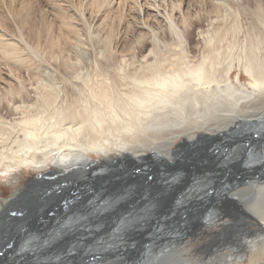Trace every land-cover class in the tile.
<instances>
[{
  "label": "bare ground",
  "instance_id": "6f19581e",
  "mask_svg": "<svg viewBox=\"0 0 264 264\" xmlns=\"http://www.w3.org/2000/svg\"><path fill=\"white\" fill-rule=\"evenodd\" d=\"M202 1L195 51V21L175 20L174 1L75 0L86 38L61 10L77 19L35 47L6 41L0 14V57L16 64L10 123L0 116V178L14 184L0 264H264V7L254 32L232 0ZM133 28L139 49H120ZM25 169L38 174L17 187Z\"/></svg>",
  "mask_w": 264,
  "mask_h": 264
},
{
  "label": "rangeland",
  "instance_id": "374dc122",
  "mask_svg": "<svg viewBox=\"0 0 264 264\" xmlns=\"http://www.w3.org/2000/svg\"><path fill=\"white\" fill-rule=\"evenodd\" d=\"M16 1V2H15ZM20 1V2H19ZM59 1V2H58ZM61 1H62V3H61ZM68 1V2H67ZM172 1H174L175 2V6L173 7V10H172V5H171V3H172ZM229 1V0H228ZM238 1V2H237ZM2 2H3V4H2ZM21 2H22V4L25 2V4H21ZM28 2H29V4H28ZM66 2V3H65ZM71 2V0H0V14H5V18H6V22L5 23H7L6 25L7 26H9L8 28H6V29H4V31H5V33L7 32V35L6 36H9V37H7L5 40L6 41H8V40H11V39H13V41H16L17 43H23L24 42V40H25V43H23L21 46L22 47H25V46H31V47H35L34 46V44H35V40L37 39V37L38 36H40L41 37V40H42V42L43 41H45V34H46V32L48 31L47 29H49L52 25H56L55 27L53 26V28L55 29L56 27H58L59 26V22H60V24H61V22L62 21H59L60 20V18L62 17V18H64V19H67V18H69L70 20H76L77 18H78V22L80 23V25H78L77 24V27H78V29H79V27H81L79 30H81L80 32H82V36H83V38L85 37L86 38V34H87V31L89 30V28H88V25H89V23H86L85 22V20L84 19H81V16H80V13L78 12V10H77V5H76V3H74L75 2V0L73 1L72 0V3H70ZM161 2V1H160ZM167 2H169L170 3V8L168 7V9H167V11L168 12H171L172 14H173V17H174V19L175 20H177L178 21V19L180 18V19H182V18H184L185 17V15L186 14H188L189 16H190V18H192L193 19V21H195L194 23H195V25H194V27L193 28H190V30H191V39L189 40V43H186V44H188V45H186V44H184L185 46H187V48H189V50L191 49V50H196V48L198 47V32H199V30H200V27L199 26H205L206 24H207V17H208V14L209 13H207V12H212V5H207L208 3H206V4H204L203 3V1L202 0H167ZM166 2V4H168ZM233 2V3H232ZM28 5H27V4ZM54 3V4H53ZM69 3L71 4V6L74 8V9H76L77 11H75V10H71V11H69L70 9L69 8H72L70 5H69ZM198 3V4H197ZM229 3H231V5L233 6V9H234V13H232L233 14V16H234V19H237V20H240L239 22H240V24L242 25V26H244V29H250L251 31H254L255 32V29L256 28H254L255 26H256V24H257V22L255 21L256 20V18L259 16V17H261L260 16V14H259V12L257 11L258 10V5H262L263 7H264V0H232V1H230ZM241 3V4H240ZM53 6H52V5ZM68 4V6H66V5ZM73 4V5H72ZM4 5V6H3ZM27 5V6H26ZM57 5V6H56ZM76 5V6H75ZM246 5V6H245ZM25 6V7H24ZM35 6V7H34ZM41 6V7H40ZM59 6V7H58ZM62 6H64L63 8H62ZM75 6V7H74ZM16 7V8H15ZM18 7V8H17ZM22 7V8H21ZM31 7H33V8H31ZM68 7V8H67ZM181 7V8H180ZM245 7H246V9H245ZM24 8V9H23ZM30 10H29V9ZM56 10H55V9ZM58 8H60V9H58ZM72 8V9H73ZM240 8V9H239ZM244 8V9H243ZM17 9H18V13H16L17 12ZM21 9H22V11H21ZM40 9V10H39ZM204 9H208V10H210V11H208V10H204ZM249 9V10H248ZM1 10H2V12L3 13H1ZM16 10V11H15ZM27 10H28V14L26 13L27 12ZM61 10H64L67 14H69V13H71L72 14V16H74V17H76L77 15V18H74V17H72L71 16V14H70V16L69 15H67V14H64L63 12L61 13ZM25 11V12H24ZM47 11V12H46ZM75 11V12H74ZM205 11H207V12H205ZM244 11V12H243ZM15 12V13H14ZM24 12V13H23ZM56 12H57V14H56ZM191 12V13H190ZM203 12H204V15H203ZM254 12H256V13H254ZM21 13H23V14H25L26 16L28 15V19H29V17H31L29 20H30V29L32 30V33H30L31 32V30L29 29H27V27H24V25H23V27L25 28H23V27H20V25H21V23H18L19 22V20H20V18H19V16H22V14ZM36 13V14H35ZM45 13V14H44ZM47 14V15H46ZM63 14V16H61ZM238 14V15H237ZM256 14V15H255ZM8 15V16H7ZM31 15V16H30ZM59 15V16H58ZM196 15V16H195ZM200 15H202V16H200ZM255 15V16H254ZM7 16V17H6ZM58 16V17H57ZM68 16V17H67ZM80 16V17H79ZM235 16H236V18H235ZM13 17V18H12ZM54 17V18H53ZM67 17V18H66ZM72 17V18H71ZM200 17V18H199ZM203 17V18H202ZM256 17V18H255ZM51 18V19H50ZM58 18V19H57ZM62 18H61V20H62ZM83 18V17H82ZM80 19V20H79ZM196 19V20H195ZM199 19V20H198ZM7 20H8V22H7ZM11 20V21H10ZM15 20V21H14ZM18 20V21H17ZM49 20V21H48ZM160 20V19H159ZM36 23V25H35V23ZM52 22H53V24H52ZM57 22V23H56ZM95 22V21H94ZM5 23H2L3 25H5ZM9 23H10V25H9ZM34 23V24H33ZM45 23H46V26H45ZM49 23H51V25L49 26ZM11 24H13V25H11ZM17 24V25H16ZM20 24V25H19ZM58 24V25H57ZM157 24V25H156ZM159 24V25H158ZM44 25V26H43ZM49 27H48V26ZM92 27H94V23L92 22V24H90ZM154 25L157 27H164V30L163 31H161L160 30V33L161 34H159L160 36L161 35H163V33H165V35H163L166 39L168 38V41H170L169 39H171V41L173 40V38H174V35H171L170 33H169V31L167 30V27L165 26V22L163 21V20H161V21H158V22H154ZM15 28H14V27ZM20 28H19V27ZM26 26V25H25ZM34 26V27H33ZM11 27L12 28H14L15 30H13V29H11ZM18 27V28H17ZM45 27H46V29H45ZM16 28H17V31H16ZM39 28H42V29H39ZM184 27L182 26V28L181 29H183ZM8 29V30H7ZM19 29H24L23 30V32L21 33L20 32V30ZM34 29V30H33ZM35 29H37V31L36 32H34L35 31ZM43 29H45V31H43ZM160 29V28H159ZM10 30L11 31H13V32H15L17 35H15V33H13V32H10ZM47 30V31H46ZM87 30V31H86ZM9 31V32H8ZM38 31H40V33H38ZM141 31V32H140ZM20 32V33H19ZM26 32V33H25ZM41 32H42V34H41ZM142 32H144V30H142V29H138V28H133V29H130V30H128V31H126V34H125V36H124V38H125V40L123 41V44L120 46V49L122 48H124V49H128L129 47H131L132 45H134L135 46V48H136V46H137V49H139V46L137 45V43H136V41H137V39H138V37H140V35L142 34ZM1 33H3V32H1ZM8 33H10L9 35H8ZM25 33V34H24ZM30 33V34H29ZM35 33H37L36 35H35ZM141 33V34H140ZM256 33H258V31H256ZM24 34V36L21 38L20 37V35H23ZM27 34V35H26ZM32 34V35H31ZM44 34V35H43ZM176 34V33H175ZM196 34V35H195ZM29 35H31V36H33L34 38H32V37H30ZM38 35V36H37ZM190 35H189V37H190ZM5 36V37H6ZM17 36V37H16ZM35 36H37V37H35ZM43 36H45V37H43ZM256 36V35H255ZM19 37V38H18ZM27 37V38H26ZM30 37V38H29ZM175 37H176V35H175ZM20 38H21V40L24 38V40H22V42H20L21 40H20ZM44 38V39H43ZM137 38V39H136ZM245 38H246V35L244 34V36H242L241 37V39H242V41H244L245 40ZM29 40V41H28ZM85 40V39H84ZM28 42V43H27ZM30 42V43H29ZM87 45L88 46H91V42L89 41V39L87 40ZM27 43V44H26ZM31 43H32V45H31ZM43 43H45V42H43ZM25 44V45H24ZM29 44V45H28ZM136 44V45H135ZM149 46H148V45ZM152 44L151 43H146V45H145V47L146 48H149L150 46H151ZM2 45H1V43H0V47H1ZM42 46H43V44H42ZM40 48H43V47H40ZM141 48V47H140ZM24 49V51H26L25 53H27V54H31V49H30V47L28 48V47H26V48H23ZM28 49V50H27ZM0 50H1V48H0ZM42 50V49H41ZM31 51V52H30ZM38 52H39V50H37ZM29 52V53H28ZM25 53H24V55H25ZM33 53V52H32ZM40 53V52H39ZM41 54V53H40ZM23 55V54H22ZM38 56V55H37ZM36 56V57H37ZM37 59V62L39 63V64H42V62L43 63H48L44 58H43V55H40V57L38 56V58H36ZM43 59V60H42ZM3 61V58H1L0 57V103H1V105H0V116H2V117H4V118H6V119H8V122L10 123V111L7 109V107L5 106V99H6V92H5V89L6 90H8V89H10V86H11V81H12V79H11V77H13V75L11 74V70L15 67V61H14V64L12 63V61L11 60H13V59H10V61L11 62H9V61ZM41 60V61H40ZM38 64V65H39ZM9 70V71H8ZM8 73V74H7ZM10 75V76H9ZM59 75H61V74H58V78H59V80L61 81L62 79V81H63V83H65L66 81H65V79L64 78H62L63 76L61 75V76H59ZM27 76L28 75H21V77H23V78H27ZM61 78V79H60ZM67 83H69L70 84V82H66V84ZM5 92V93H4ZM9 94H10V92H9ZM4 96V97H3ZM4 98V99H3ZM2 99V100H1ZM4 104V105H3ZM2 106V107H1ZM0 126H3V127H6V128H8V129H10V124H7L6 122H1V120H0ZM8 126V127H7ZM7 131H9V130H7ZM23 172V173H22ZM20 171L19 172V177H18V182H17V187H22V188H26L27 187V184L29 183V182H32V180H33V178L38 174V172H35V171H33V170H26L25 169V171ZM3 176V175H2ZM13 188H14V184L13 183H11V180H9L8 178H5L4 176L2 177V178H0V198H5V199H8V200H12V191H13ZM4 202V201H3ZM5 203V202H4ZM6 205V204H5ZM174 227V226H173ZM257 226L255 225V228H256ZM213 238V237H212ZM200 239H202V238H200ZM220 242L221 243H225L224 244V247L226 248V249H228V250H232V247H230V245H231V243L232 242H230L229 241V239H224L223 241H218V243L220 244ZM195 246H197V245H195ZM220 248V246L218 247V249ZM199 250V249H198Z\"/></svg>",
  "mask_w": 264,
  "mask_h": 264
}]
</instances>
